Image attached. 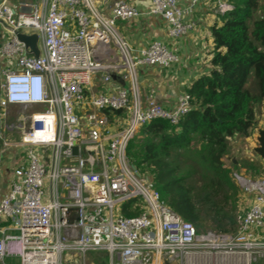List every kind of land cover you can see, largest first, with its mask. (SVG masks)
I'll return each instance as SVG.
<instances>
[{"label": "built area", "instance_id": "obj_1", "mask_svg": "<svg viewBox=\"0 0 264 264\" xmlns=\"http://www.w3.org/2000/svg\"><path fill=\"white\" fill-rule=\"evenodd\" d=\"M215 1L219 18L235 10ZM148 2L147 14L165 21L170 39L196 28L200 0ZM141 15L127 0H115L111 16L95 0L0 2V28L8 31L0 44V119L9 107H42L18 143L3 141L4 152L20 151L21 161L0 196V264H96L90 258L98 254H107L103 264H264V177L235 174L250 201L235 234L199 233L127 156L142 126L177 125L192 102L184 93L167 109L151 91L143 103L140 69H170L180 58L160 41L141 50L129 44L117 24ZM19 33L37 35L39 57ZM101 72L111 91L94 94ZM124 207L141 212L126 217Z\"/></svg>", "mask_w": 264, "mask_h": 264}, {"label": "trees", "instance_id": "obj_2", "mask_svg": "<svg viewBox=\"0 0 264 264\" xmlns=\"http://www.w3.org/2000/svg\"><path fill=\"white\" fill-rule=\"evenodd\" d=\"M226 2L235 10L210 29L211 71L186 88L189 113L177 125L156 120L142 126L127 148L131 163L147 172L166 205L199 233L208 218L217 233L237 230L238 187L224 161L229 140L256 131L254 154L264 165V127H256L257 109L264 104V19H254L264 0ZM252 75L257 94L248 89ZM114 115L120 113H111V119ZM140 212L123 208L126 217Z\"/></svg>", "mask_w": 264, "mask_h": 264}, {"label": "crops", "instance_id": "obj_3", "mask_svg": "<svg viewBox=\"0 0 264 264\" xmlns=\"http://www.w3.org/2000/svg\"><path fill=\"white\" fill-rule=\"evenodd\" d=\"M12 7L18 6L22 0H7ZM21 1V2H20ZM104 0L96 1L103 14L111 16V7L115 0L104 4ZM142 13L141 16L129 21L119 22L117 28L121 35L131 44L135 50H141L153 41H160L166 44L180 58V63L173 65L170 69L142 68L139 71L140 91L144 104L148 95L154 92L157 102L164 108H173L179 95L186 92L192 83L211 71L210 60L213 48L211 27L221 18L215 16V0H200L194 16L196 28L187 36L172 40L168 36V26L159 16H150L148 11L150 3L148 0H127ZM2 2V0H0ZM186 0H182L184 5ZM8 31L5 27L0 28V44L7 38ZM104 72L97 74L92 83V92H110L111 89L103 82ZM114 80L120 87H126L121 74H114ZM32 109H42L33 107ZM258 128H262L258 124ZM255 143L257 132L254 131ZM230 141V140H229ZM20 151L11 149L1 154L3 161L0 162V169L8 178L3 181L2 192L8 189L9 176L21 161ZM228 157V156H227ZM226 157V158H227ZM225 158V159H226ZM226 162V161H225ZM104 262H107L105 259Z\"/></svg>", "mask_w": 264, "mask_h": 264}, {"label": "rangeland", "instance_id": "obj_4", "mask_svg": "<svg viewBox=\"0 0 264 264\" xmlns=\"http://www.w3.org/2000/svg\"><path fill=\"white\" fill-rule=\"evenodd\" d=\"M98 0H95V2ZM111 0H104V4H109ZM97 3V2H96ZM264 19V2L261 4L260 10L255 15L254 19ZM252 26V24H251ZM264 51V48H262ZM248 89L253 93H258V85L254 75L251 76L248 84ZM41 109H32V108H23V107H9L5 116L0 119V162L3 161L1 154L4 152L3 141L7 140L10 143H18L23 135L24 129L27 127L28 119L35 113H38ZM258 124L261 127H264V104L260 105L257 109V126ZM115 128L121 127V122H115ZM254 132V131H253ZM249 137L236 136L235 138L229 141V154L228 157L224 160L226 168L230 170V177L233 183L238 187V206L239 211L236 215L243 213L247 210L249 205V198L246 196L240 189L235 179V174L243 176L245 178L255 180L261 179L264 177V165L263 162L254 154L255 147V136L253 133ZM4 138V139H3ZM248 166V169L244 168ZM141 173V172H140ZM144 176H149L147 172H142ZM8 178V174H5L0 169V195L2 192L3 181ZM198 186L196 194L199 195V190L201 188L200 176L196 179ZM216 227L214 226L212 219L208 218L206 222L202 225L200 233L205 232H217ZM107 254H98L93 255L90 258V261L96 264H103L104 260L107 259ZM163 264H173L168 260H163Z\"/></svg>", "mask_w": 264, "mask_h": 264}, {"label": "water", "instance_id": "obj_5", "mask_svg": "<svg viewBox=\"0 0 264 264\" xmlns=\"http://www.w3.org/2000/svg\"><path fill=\"white\" fill-rule=\"evenodd\" d=\"M18 39L25 44V46L30 49L31 53L35 56V57H39L40 56V52L38 49V37L37 35H25V34H18ZM115 78V76H114ZM78 150L77 148L74 149V155H77ZM135 168V167H134ZM136 169V168H135Z\"/></svg>", "mask_w": 264, "mask_h": 264}]
</instances>
